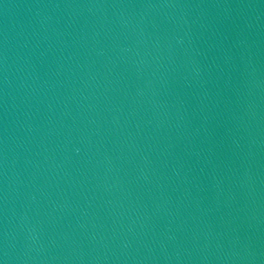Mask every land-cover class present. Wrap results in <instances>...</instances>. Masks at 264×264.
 Here are the masks:
<instances>
[{"label": "water", "instance_id": "1", "mask_svg": "<svg viewBox=\"0 0 264 264\" xmlns=\"http://www.w3.org/2000/svg\"><path fill=\"white\" fill-rule=\"evenodd\" d=\"M0 264H264V0H0Z\"/></svg>", "mask_w": 264, "mask_h": 264}]
</instances>
